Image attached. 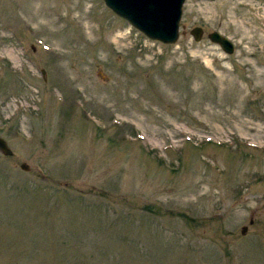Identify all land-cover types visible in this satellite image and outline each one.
I'll list each match as a JSON object with an SVG mask.
<instances>
[{
	"label": "rangeland",
	"instance_id": "374dc122",
	"mask_svg": "<svg viewBox=\"0 0 264 264\" xmlns=\"http://www.w3.org/2000/svg\"><path fill=\"white\" fill-rule=\"evenodd\" d=\"M0 136V264H264V0H0Z\"/></svg>",
	"mask_w": 264,
	"mask_h": 264
},
{
	"label": "water",
	"instance_id": "95a60500",
	"mask_svg": "<svg viewBox=\"0 0 264 264\" xmlns=\"http://www.w3.org/2000/svg\"><path fill=\"white\" fill-rule=\"evenodd\" d=\"M116 14L128 20L133 26L142 31L147 37L166 44L175 43L180 36V21L183 5L186 0H105ZM204 29L196 26L191 33L198 41ZM208 37L218 43L226 52L233 53L234 43L218 31L208 34ZM45 72V71H44ZM0 151L5 155H13L14 151L6 139L0 136ZM22 168L29 170L27 163ZM253 221H251L252 223ZM247 231L243 228L242 233Z\"/></svg>",
	"mask_w": 264,
	"mask_h": 264
},
{
	"label": "bare ground",
	"instance_id": "6f19581e",
	"mask_svg": "<svg viewBox=\"0 0 264 264\" xmlns=\"http://www.w3.org/2000/svg\"><path fill=\"white\" fill-rule=\"evenodd\" d=\"M75 8H76L75 5H71V9H72L73 11L75 10ZM76 16H77V14H76V15H73L72 18H76ZM257 128H258V127H257ZM258 130H259V128H258Z\"/></svg>",
	"mask_w": 264,
	"mask_h": 264
}]
</instances>
